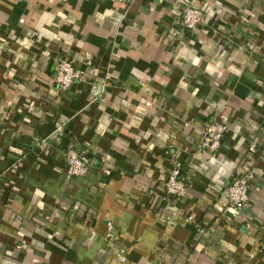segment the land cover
I'll return each instance as SVG.
<instances>
[{"label":"crops","instance_id":"0c3cea01","mask_svg":"<svg viewBox=\"0 0 264 264\" xmlns=\"http://www.w3.org/2000/svg\"><path fill=\"white\" fill-rule=\"evenodd\" d=\"M59 59L82 71L65 91ZM177 164L187 193L168 201ZM0 264H264V0H0Z\"/></svg>","mask_w":264,"mask_h":264},{"label":"built area","instance_id":"2783aa9c","mask_svg":"<svg viewBox=\"0 0 264 264\" xmlns=\"http://www.w3.org/2000/svg\"><path fill=\"white\" fill-rule=\"evenodd\" d=\"M112 2H131L133 0H110ZM206 20L205 12L193 5H185L181 15V25L189 31H196L200 25ZM86 63H92L90 53L86 54ZM82 79V71L77 69L73 62L68 59H59L54 67L53 80L56 86L65 91L71 85ZM228 130V126L223 121L214 119L203 130V138L201 147L212 152L218 151L223 143V139ZM67 164V173L71 177L87 176L92 168V158L83 152L78 151L72 146H69L65 151ZM102 159H104L102 157ZM252 173L248 172L240 176H236L229 183L226 190L228 202L234 208H242L247 206L250 201V191L252 187ZM187 193V182L181 173V165L177 164L170 172L165 183V199L178 200L184 197ZM112 230V224L109 223ZM112 236L110 231L109 237ZM124 260V259H123Z\"/></svg>","mask_w":264,"mask_h":264}]
</instances>
